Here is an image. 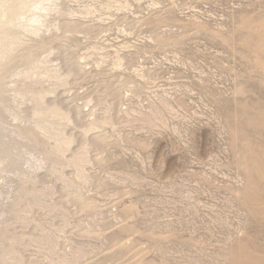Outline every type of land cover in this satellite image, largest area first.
<instances>
[{
	"label": "rangeland",
	"instance_id": "rangeland-1",
	"mask_svg": "<svg viewBox=\"0 0 264 264\" xmlns=\"http://www.w3.org/2000/svg\"><path fill=\"white\" fill-rule=\"evenodd\" d=\"M56 2L38 57L68 82L46 101L69 110L65 160L86 147L92 178L36 170L60 210L7 224L23 264H264V0ZM48 230L54 254L30 241Z\"/></svg>",
	"mask_w": 264,
	"mask_h": 264
},
{
	"label": "bare ground",
	"instance_id": "bare-ground-1",
	"mask_svg": "<svg viewBox=\"0 0 264 264\" xmlns=\"http://www.w3.org/2000/svg\"><path fill=\"white\" fill-rule=\"evenodd\" d=\"M56 1L0 0V176L5 177L2 178L6 182V187L2 189L0 194L5 195L12 192L14 195V198L8 203L6 201L3 203V199L0 200V264H23L24 257L21 256L20 250H22L21 247H23L22 244H24L25 238L18 234L19 237L9 236L12 235L11 231L7 235L5 228L9 222L19 220L29 224L31 221L30 215L36 207L45 208V210L50 211L49 213L55 209L60 210L58 209L59 206L50 201L55 192V187H39V185L36 187L35 182L38 179L36 177L38 171L36 172V170L41 169L44 164L50 162V168L57 172L59 177L64 179L70 186L76 185L80 180L84 184L89 183L90 178H92H89L90 175L87 174L88 171L85 169V165L91 160L88 158L86 147L79 152L76 151L77 153L70 160H65V154L71 149L70 147L74 142V136H69V133H66V126L74 120L71 119L69 110H64L60 105L50 104L46 101L48 100L47 94L55 91L57 84L68 82V75L62 74V71L58 70L59 68L56 69L55 65V68L47 67L49 64L45 66L49 57L46 60L38 57V52L45 47L43 42L45 38L43 39L42 36L51 29L47 22L50 19L49 16L54 11L53 14L62 11L60 6H56ZM28 32L35 37H40L34 47H24L26 46L23 42L24 34ZM23 48H25L24 53H20ZM8 75L10 80L6 83ZM19 78H22V82L17 83V81H20ZM52 79H54L53 82H51ZM46 82H51L50 85L48 83V88L44 86ZM36 85H40V87H36ZM26 103L33 104L30 112L23 106ZM152 112L153 115L158 114L157 110ZM8 113L12 114L15 119L22 120V123L6 121L7 117L5 116H8ZM108 113L110 112L108 111ZM12 115H9L10 118ZM109 118L104 121H99L100 119H97L98 121L92 120L93 122H91L89 128L86 127L88 128L86 130L96 128L101 123L110 122ZM19 120L17 121L20 122ZM48 140L53 141V145L49 148L46 147ZM37 149H41L43 152L37 154ZM65 165H74L77 169L76 179L65 177V171L62 170ZM32 183L36 184L34 188L30 187ZM9 227L7 226V228ZM49 230L43 232L45 234L42 237H39L40 235L31 237L30 241L54 254L59 244H57L54 237L55 232L52 233ZM25 237L27 238V236ZM28 241L26 240V242ZM30 241L29 243H31ZM69 259L67 260L69 261ZM64 260L66 258L62 259V261ZM76 260H73V262ZM58 261L61 262V260Z\"/></svg>",
	"mask_w": 264,
	"mask_h": 264
}]
</instances>
